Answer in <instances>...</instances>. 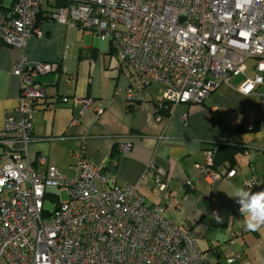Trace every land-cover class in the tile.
<instances>
[{
    "label": "built area",
    "instance_id": "2783aa9c",
    "mask_svg": "<svg viewBox=\"0 0 264 264\" xmlns=\"http://www.w3.org/2000/svg\"><path fill=\"white\" fill-rule=\"evenodd\" d=\"M50 1L51 10L42 12ZM40 15L109 41L129 82L126 101H145L152 84L161 86L157 122L166 119L164 109L202 103L218 86L214 80L230 86L231 78L242 77L236 90L245 97L264 87V0H10L8 7L0 0V43L23 48L31 34L41 35ZM250 60L255 61L252 77L246 74ZM12 72L18 105L0 128V259L7 264H207L189 231L166 218L163 207L144 203L137 188L145 177L136 185L117 184L85 156V133L72 177L45 155L31 158L34 117L43 98L36 79L61 73L66 85L75 81L61 60L30 62L21 56ZM60 101L78 107L74 125L92 104L78 96ZM165 140L158 137L159 143ZM132 141L120 142V152ZM223 166L214 163L212 148L194 164L211 184L223 177ZM150 174L157 191L167 192L162 174L152 167ZM187 186L192 188V181ZM242 186L262 191L264 180L252 176ZM46 196L55 202L51 213L43 208ZM247 231L244 226L229 232L228 243Z\"/></svg>",
    "mask_w": 264,
    "mask_h": 264
},
{
    "label": "crops",
    "instance_id": "0c3cea01",
    "mask_svg": "<svg viewBox=\"0 0 264 264\" xmlns=\"http://www.w3.org/2000/svg\"><path fill=\"white\" fill-rule=\"evenodd\" d=\"M43 4L42 12H48L53 2ZM37 27L41 35L31 34L21 49L0 43V128L18 105V80L12 71L20 57L30 62L61 60L75 82L66 85L61 73L36 79L34 87L43 98L34 117L36 141L29 145L30 157L45 155L72 177L71 167L77 163L85 133V156L117 184L136 185L145 177L146 182L137 188L144 203L163 207L166 218L189 231L196 247L206 253L207 264H264V230H248L228 243V233L245 226L232 186L243 187L252 176L264 180V87L245 97L236 90L242 77L231 78L230 86L214 80L218 86L202 103L179 104L168 115L163 112L166 119L157 122L156 107L163 102L161 86L152 84L145 101H126L129 82L117 67L109 41L59 25L45 15L39 16ZM251 61L246 63L249 77L254 74ZM62 96L92 100L86 113L79 115V124H72L78 107L60 101ZM50 103L53 108H46ZM249 124L251 130L246 128ZM160 135L164 143L158 142ZM131 139L130 149L120 152L119 143ZM209 148L214 149L215 161L230 162L214 184L194 167ZM150 167L162 174L167 192L160 194L154 187ZM232 255L238 257L227 262ZM0 264L7 263L0 259Z\"/></svg>",
    "mask_w": 264,
    "mask_h": 264
},
{
    "label": "clouds",
    "instance_id": "9594fccd",
    "mask_svg": "<svg viewBox=\"0 0 264 264\" xmlns=\"http://www.w3.org/2000/svg\"><path fill=\"white\" fill-rule=\"evenodd\" d=\"M232 187L245 227L250 231L264 230V190L253 193L245 187Z\"/></svg>",
    "mask_w": 264,
    "mask_h": 264
},
{
    "label": "rangeland",
    "instance_id": "374dc122",
    "mask_svg": "<svg viewBox=\"0 0 264 264\" xmlns=\"http://www.w3.org/2000/svg\"><path fill=\"white\" fill-rule=\"evenodd\" d=\"M2 4L5 7H8L9 4H10V0H2ZM43 6H46V5L43 4ZM44 8H46V7H44ZM55 23H57V22H55ZM57 24H59V23H57ZM59 25H61V24H59ZM251 62H249L248 65H250ZM253 62H255V61H253ZM61 198H62V200H66L67 199V196H66V194L64 192L61 194ZM54 206H55V202L50 197L46 196L44 198V200H43V208H44V210L49 212V213H51L54 210Z\"/></svg>",
    "mask_w": 264,
    "mask_h": 264
},
{
    "label": "trees",
    "instance_id": "16d2710c",
    "mask_svg": "<svg viewBox=\"0 0 264 264\" xmlns=\"http://www.w3.org/2000/svg\"><path fill=\"white\" fill-rule=\"evenodd\" d=\"M38 20H39V17H38ZM167 112H168V114H169V111L164 109V113L167 114ZM168 114H167V115H168ZM214 163H215L216 165H217V164H218V165L223 164L224 166L227 165V167H228V165L230 164L229 161H223V162H217V161H215V156H214ZM222 173H223V172H222Z\"/></svg>",
    "mask_w": 264,
    "mask_h": 264
}]
</instances>
